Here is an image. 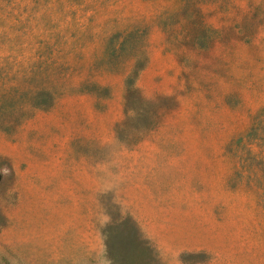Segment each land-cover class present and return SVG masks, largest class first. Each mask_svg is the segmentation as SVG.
<instances>
[{"label": "rangeland", "instance_id": "rangeland-1", "mask_svg": "<svg viewBox=\"0 0 264 264\" xmlns=\"http://www.w3.org/2000/svg\"><path fill=\"white\" fill-rule=\"evenodd\" d=\"M0 264H264V0H0Z\"/></svg>", "mask_w": 264, "mask_h": 264}]
</instances>
